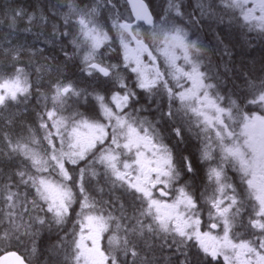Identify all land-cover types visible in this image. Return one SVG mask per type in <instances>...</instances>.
<instances>
[{
    "label": "snow or ice",
    "instance_id": "6c2138e0",
    "mask_svg": "<svg viewBox=\"0 0 264 264\" xmlns=\"http://www.w3.org/2000/svg\"><path fill=\"white\" fill-rule=\"evenodd\" d=\"M128 3L134 19L104 18L112 0H63L39 16L0 5V264H33L38 237L73 214L47 264H159L149 255L158 239L178 264H194L192 249L217 264H264V63L257 76L243 61L238 70L219 31L227 17L264 43V0H167L158 19L144 0ZM37 20V41L50 35L55 55L11 39ZM222 77L243 88L222 94ZM118 190L138 202L131 215L123 203L114 214Z\"/></svg>",
    "mask_w": 264,
    "mask_h": 264
},
{
    "label": "trees",
    "instance_id": "16d2710c",
    "mask_svg": "<svg viewBox=\"0 0 264 264\" xmlns=\"http://www.w3.org/2000/svg\"><path fill=\"white\" fill-rule=\"evenodd\" d=\"M151 8L156 10V7L154 6L155 2L154 0H144ZM113 4H115V8H104L102 10V15L104 18L109 17L110 15H116L118 14L121 18H129L130 17V11L127 6V3L125 0H112ZM56 3H63V0H0V5H12V6H22L26 8L29 12H32L34 9L36 10L37 16L40 15L41 12L45 14H51V5L56 4ZM0 19H3L2 16H0ZM55 22V21H53ZM62 24V21L60 22ZM27 26V22L25 21L20 25V30H19V39L17 41V36L13 35L11 39L13 42H19V43H25L28 46L35 45L37 48H44V56H52L56 54V51H58L60 45L59 43L52 44L48 43L45 44L44 41L45 39L51 40L50 35H42L40 36L39 41L36 39V33L37 32H42L44 31L42 24L39 20L36 22V26L32 28L31 32H25L24 28ZM51 31V24H49L48 27V33ZM61 31H63V28L61 27ZM7 32L6 28L0 27V36H2L4 33ZM70 39V38H69ZM224 39L225 42L228 43L230 46L232 44H235L236 47L233 49L235 51H238V54L236 55V62H235V67L239 70L241 67V62H244V69L247 71H251L253 76H257L260 73L258 72V69L261 67V64L264 63V53L262 51L258 50H247L245 47L241 46L239 42L236 40L234 32L232 31H227V33L224 34ZM66 43V41H65ZM68 51L71 52V46H68ZM107 51V50H105ZM113 60L112 62H115L117 53H112L111 54ZM59 59H63L62 54L59 56ZM37 61L39 63H43L42 60L37 58ZM232 66V65H231ZM33 80L36 81V77L33 76ZM228 81L230 80H235V79H227ZM242 81V80H240ZM243 82V81H242ZM47 84V77H45V85ZM238 82V87L237 90L242 89L243 85ZM230 86V85H229ZM233 88V87H232ZM227 89L231 90V86L228 87ZM35 92V89H33ZM37 102V97L33 96L30 99V102L27 105V111L24 112V106L20 105V111L24 112L23 118L26 121H31L34 117V106L36 105ZM36 111H39V108L35 109ZM10 111H16V108L13 107ZM99 186H105V180L99 182ZM21 192H24V189H20ZM122 190H118L115 195L120 196L121 198L119 200L115 201V207L116 211L114 214L120 215V204L123 203L125 210L127 211L128 215L132 214L133 207H139L138 202L134 205L133 199L128 196L127 194L121 195ZM105 200L109 199V194L107 193V189L105 192V195L103 197ZM75 219V214H73L72 218L67 222L66 226L63 228V230L59 229H54L52 231H48L45 229L43 233L38 237V248H39V255L34 259L33 264H47V258L49 255V248L50 245L55 243L58 239L59 236H63L64 233L68 230H70L73 227V220ZM104 246L107 245V239L105 237L104 241L102 242ZM155 245V251L152 253H149V255L154 256L155 259L159 261V264H166V259L165 258H170L171 264H178V259H183V257L179 256V254L173 255L175 253V246L171 249L167 247V245H164L161 247L163 244L162 239H158L153 241ZM168 243H171V239H169ZM195 249H192L193 253V261L194 264L197 260L201 261H210L211 264H217L216 261L212 260V258L209 257H204L203 254L201 253L199 257L195 256ZM141 257L145 255L143 251V245L141 244ZM121 259H126L128 261V264H132L133 258L131 256L124 257L122 256ZM137 264H139V260H137ZM218 264H221L218 262Z\"/></svg>",
    "mask_w": 264,
    "mask_h": 264
},
{
    "label": "flooded vegetation",
    "instance_id": "af4514ba",
    "mask_svg": "<svg viewBox=\"0 0 264 264\" xmlns=\"http://www.w3.org/2000/svg\"><path fill=\"white\" fill-rule=\"evenodd\" d=\"M154 2H155L154 6L156 7V10H154L150 6H149V8H150V11L154 14V16H156L157 19H158L159 15H163V9L166 7L167 0H154ZM192 2L195 3V0H192ZM185 3H188V0H185ZM189 11H191V9H189ZM227 24H228V18L225 17V23H224L223 26H219V31H221L224 34L227 33V31H232V32H234L235 38L239 42V44L241 46L245 47L247 50H258V51H262L264 53V43H261L260 39L256 38V34L255 33H252L250 37H244V36L239 35L237 32L233 31L232 29L228 28ZM214 27H216V26H214ZM245 41H247V42H245ZM233 51H234L233 61H234V64H235L236 55L238 54V51H235V50H233ZM225 59H227V57ZM229 67H232L231 64L229 65ZM229 75H231V73ZM222 81H223L222 84H221L222 94L231 93L233 91V88H232L233 84L236 85V88L238 87V82L243 85L242 81L236 80V79L228 81V80H225L222 77ZM87 82L88 81L82 82L80 86L83 87L84 83H87ZM229 85L231 86V90L227 89L228 87H230ZM41 103H42V101H41ZM141 103L144 104L145 103V99H142ZM81 110L83 111L84 109H81ZM142 115L148 116L150 119H154L155 118V113L145 112V113H142ZM98 170L101 173L103 171L102 169H98ZM232 175L233 174L231 172H229V176H232ZM98 179H99V182L103 181L104 180L103 175L98 177ZM92 185H93V187L97 186L96 180L92 181ZM203 187H204V182L203 181H198V187H197V195L198 196H199L200 192L203 190ZM250 211L251 210L249 208L248 211L245 212L244 215H243V220H244L245 224H247L248 216L250 214ZM203 219H204L205 222H208L207 221V210H206V208L204 210ZM205 230H206V228H205ZM217 231H219V230H217ZM236 231L245 233L243 238L244 239H249L250 236L248 235V232L253 231V230L245 229V228H237ZM209 258H211V257H209ZM219 262L221 264H223V257L219 258Z\"/></svg>",
    "mask_w": 264,
    "mask_h": 264
},
{
    "label": "water",
    "instance_id": "95a60500",
    "mask_svg": "<svg viewBox=\"0 0 264 264\" xmlns=\"http://www.w3.org/2000/svg\"><path fill=\"white\" fill-rule=\"evenodd\" d=\"M127 3H128V0H127ZM128 5H129V7H130V9H131V12H132V7H131V5L128 3Z\"/></svg>",
    "mask_w": 264,
    "mask_h": 264
},
{
    "label": "rangeland",
    "instance_id": "374dc122",
    "mask_svg": "<svg viewBox=\"0 0 264 264\" xmlns=\"http://www.w3.org/2000/svg\"><path fill=\"white\" fill-rule=\"evenodd\" d=\"M126 1V0H125Z\"/></svg>",
    "mask_w": 264,
    "mask_h": 264
}]
</instances>
